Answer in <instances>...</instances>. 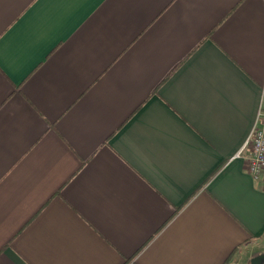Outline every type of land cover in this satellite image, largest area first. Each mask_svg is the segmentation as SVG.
Here are the masks:
<instances>
[{"label":"crops","instance_id":"1","mask_svg":"<svg viewBox=\"0 0 264 264\" xmlns=\"http://www.w3.org/2000/svg\"><path fill=\"white\" fill-rule=\"evenodd\" d=\"M264 0H0V264L264 253Z\"/></svg>","mask_w":264,"mask_h":264},{"label":"built area","instance_id":"2","mask_svg":"<svg viewBox=\"0 0 264 264\" xmlns=\"http://www.w3.org/2000/svg\"><path fill=\"white\" fill-rule=\"evenodd\" d=\"M238 156L245 159L246 169L255 179L264 180V112L262 110Z\"/></svg>","mask_w":264,"mask_h":264},{"label":"water","instance_id":"3","mask_svg":"<svg viewBox=\"0 0 264 264\" xmlns=\"http://www.w3.org/2000/svg\"><path fill=\"white\" fill-rule=\"evenodd\" d=\"M249 264H264V253H261L251 258Z\"/></svg>","mask_w":264,"mask_h":264},{"label":"rangeland","instance_id":"4","mask_svg":"<svg viewBox=\"0 0 264 264\" xmlns=\"http://www.w3.org/2000/svg\"><path fill=\"white\" fill-rule=\"evenodd\" d=\"M240 252H237L231 259V261L229 262V264H236L237 262L241 263L243 262V258H241L242 256L239 254Z\"/></svg>","mask_w":264,"mask_h":264}]
</instances>
